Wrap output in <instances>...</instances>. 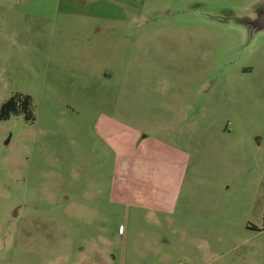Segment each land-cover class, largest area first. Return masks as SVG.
<instances>
[{
	"label": "rangeland",
	"instance_id": "obj_1",
	"mask_svg": "<svg viewBox=\"0 0 264 264\" xmlns=\"http://www.w3.org/2000/svg\"><path fill=\"white\" fill-rule=\"evenodd\" d=\"M264 0H0V264H264Z\"/></svg>",
	"mask_w": 264,
	"mask_h": 264
},
{
	"label": "trees",
	"instance_id": "obj_2",
	"mask_svg": "<svg viewBox=\"0 0 264 264\" xmlns=\"http://www.w3.org/2000/svg\"><path fill=\"white\" fill-rule=\"evenodd\" d=\"M21 114L27 121L34 120L32 98L28 95L16 94L0 107V121H6L13 115Z\"/></svg>",
	"mask_w": 264,
	"mask_h": 264
},
{
	"label": "flooded vegetation",
	"instance_id": "obj_3",
	"mask_svg": "<svg viewBox=\"0 0 264 264\" xmlns=\"http://www.w3.org/2000/svg\"><path fill=\"white\" fill-rule=\"evenodd\" d=\"M252 23L258 27V31H264V6H261V4L254 7Z\"/></svg>",
	"mask_w": 264,
	"mask_h": 264
}]
</instances>
